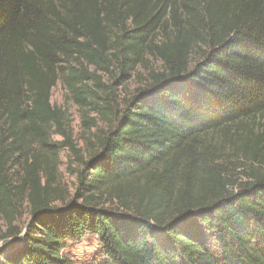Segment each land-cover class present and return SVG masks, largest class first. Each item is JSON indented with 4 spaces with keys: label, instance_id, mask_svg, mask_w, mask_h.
<instances>
[{
    "label": "trees",
    "instance_id": "obj_1",
    "mask_svg": "<svg viewBox=\"0 0 264 264\" xmlns=\"http://www.w3.org/2000/svg\"><path fill=\"white\" fill-rule=\"evenodd\" d=\"M147 55L162 71L119 103ZM59 81L105 121L85 151L50 103ZM0 218L17 240L0 264H73L82 234L92 264H264V0H0Z\"/></svg>",
    "mask_w": 264,
    "mask_h": 264
},
{
    "label": "rangeland",
    "instance_id": "obj_2",
    "mask_svg": "<svg viewBox=\"0 0 264 264\" xmlns=\"http://www.w3.org/2000/svg\"><path fill=\"white\" fill-rule=\"evenodd\" d=\"M73 68L79 72L86 71L87 73H93L96 78L101 80L105 85L111 86L114 79L119 76V65L114 63L108 65L107 69H101L96 66H89L87 64H73ZM161 63L154 57L147 55L144 62L139 65L136 70L131 74V77L123 82V85L117 87L115 92L117 101L120 103L124 98L130 97L138 88L144 86L149 81V75L151 72H161ZM87 84L91 85V81H87ZM50 103L64 114V127L71 137L73 145L77 149H84V139L89 137L94 128L88 130V122L93 120L99 127H105V121L102 116L90 111H82L72 102L68 88L62 83L57 82L55 87L51 90ZM86 123V124H85ZM90 126V124H89ZM55 141H63L61 136H55ZM227 145V144H226ZM74 159L71 151L68 148H59V158L57 159V186L61 189H67L73 195V188L76 184V165H74ZM58 204V203H57ZM23 215L21 222H24L27 218L26 211L27 205L23 206ZM6 231V226L0 218V262L3 254L8 251V247L17 240H10L12 243H5L2 239V234ZM9 241V242H10ZM100 249L93 254L92 260L89 264H92L99 257Z\"/></svg>",
    "mask_w": 264,
    "mask_h": 264
},
{
    "label": "clouds",
    "instance_id": "obj_3",
    "mask_svg": "<svg viewBox=\"0 0 264 264\" xmlns=\"http://www.w3.org/2000/svg\"><path fill=\"white\" fill-rule=\"evenodd\" d=\"M100 247L101 241L98 239V234H82L78 239L67 237L64 251L68 253L73 264H89L93 254Z\"/></svg>",
    "mask_w": 264,
    "mask_h": 264
}]
</instances>
